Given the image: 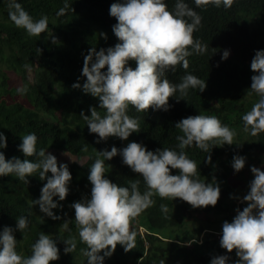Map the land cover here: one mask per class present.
<instances>
[{"label":"trees","instance_id":"1","mask_svg":"<svg viewBox=\"0 0 264 264\" xmlns=\"http://www.w3.org/2000/svg\"><path fill=\"white\" fill-rule=\"evenodd\" d=\"M18 2L34 19L47 16L49 26L41 36H29L9 18V0H0V131L7 137V148L0 151H4L7 159H36L26 157L18 147L23 135L35 133L38 150L73 154L84 161L68 166L72 180L65 200L54 197L61 205L53 210L60 217L56 220L42 213L39 205L29 206L31 200L40 197L46 180H41L38 174L29 176L28 183L11 174L0 176V231L5 226L15 230L17 251L21 255L31 254V245L43 232L56 238L60 249V258L50 264H87L82 251L86 245L79 241L71 205L90 198L92 185L88 176L99 151L111 150L113 146L122 149L133 141L149 150L176 148V136L181 133L175 124L187 116L203 114L216 116L230 129L240 132L234 144L215 146L210 153L194 146L185 149L196 161L200 178L212 182L215 177L219 183L221 195L217 204L193 207L180 198L168 200L154 196L155 204L131 223L130 227L137 233L135 248L126 252L118 244L114 253L105 257L104 264H210L218 255H228L229 264H234L238 259L235 250L229 253L217 239H210L214 232L204 233L215 230L206 224L210 216H225L230 221L237 209L246 207L239 203L241 196L232 184L233 157L244 156V168L255 164L264 168V132L250 135L244 130L242 120L258 100L248 91L255 74L251 61L257 50H264V0H234L230 8L212 5L197 8L192 0H186L202 17L194 38L208 45V50L204 55L188 57L187 70L178 65L166 76L170 82L179 83L190 72L205 80L206 88L202 92L189 89L180 100L170 97L171 107L167 111L150 107L137 112L130 107L129 115L138 118L140 131L132 133L127 140L110 136L99 142L97 134L89 132L81 116V113L90 115L92 107L103 114L99 99L73 85H82L86 80L82 68L89 49L94 47L99 51L119 42L113 32L117 20L109 12L117 0H67V8L65 0ZM166 2L169 9L174 8L175 0ZM224 50L230 51L227 59H222ZM130 65L134 68L135 61H130ZM5 66L21 75V84L12 80ZM18 88L27 91L21 94ZM85 145L87 151L83 150ZM105 163L106 176L114 183L126 186L129 181L139 180L140 190H145L143 178L125 165L120 155ZM178 171L174 169L172 173ZM161 204L167 205V214L161 211ZM19 216L28 217L29 227L24 232L16 230ZM198 220L199 227L189 226ZM72 238L76 239L77 247L74 252L65 253L67 245L63 240Z\"/></svg>","mask_w":264,"mask_h":264},{"label":"clouds","instance_id":"2","mask_svg":"<svg viewBox=\"0 0 264 264\" xmlns=\"http://www.w3.org/2000/svg\"><path fill=\"white\" fill-rule=\"evenodd\" d=\"M192 2L197 8L209 5L230 8L234 0ZM109 12L117 20L113 32L119 42L99 51L94 47L89 49L82 68L86 80L82 85H73L97 97L100 109L104 110L102 114L92 107L90 115L81 113L89 132L97 134V142L110 136L127 140L132 133L140 131L138 118L129 115L130 107L137 112H145L150 107L167 111L171 107L170 97L180 100L187 96L189 89L202 92L207 86L205 80L190 72H186L179 83L170 82L166 76L178 65L187 70L188 57L204 55L208 50V45L194 38L202 17L189 7L186 0H175L172 9L166 0H117L111 4ZM9 18L29 36H41L49 26L47 16L34 19L18 0H9ZM52 39L56 42L55 37ZM229 55L230 51L224 50L222 59ZM130 61H135L134 68ZM250 67L255 74L251 77L248 92L254 93L258 100L242 120L244 130L255 136L264 132V50L256 51ZM17 91L23 94L27 89L18 88ZM175 127L181 133L176 136V148L149 150L144 144L133 141L122 149L113 146L111 150L99 151L88 176L92 185L90 198L71 205L75 210L79 241L86 245L82 251L87 264H104L105 257L111 256L118 244L126 252L135 248L137 233L130 227L131 223L155 204L154 196L168 200L180 198L193 207L217 204L221 195L219 183L215 177L212 182L201 179L196 161L188 156L185 149L194 146L210 153L215 146L234 144L237 133L218 117L203 114L182 118ZM21 139L19 149L26 157L36 159H7L4 151H0V176L11 174L28 183L29 176L38 174L46 183L41 188L40 197L31 200L29 206L39 205L42 213L53 220L59 219L53 210L61 205L54 197L59 201L66 199L72 173L66 163L58 164L54 154L37 149L35 133L23 135ZM5 148L7 137L0 131V149ZM83 150L87 151V145ZM117 155L143 178V192L139 188V180L129 181L125 186L106 176L105 162ZM208 162H211L210 155ZM245 164L244 156L233 157L232 167L236 172ZM174 169L179 170L178 174L172 173ZM251 171L254 178L242 198L247 206L243 210L237 209L233 220L222 225L220 246L229 253L235 250L238 259L234 264H264V170L253 166ZM160 207L163 213H168L167 205L161 204ZM28 227V217L19 216L16 230L24 232ZM14 231L10 226L0 231V264H50V261L60 258L57 239L43 232L31 245V254L21 255L17 251ZM63 241L67 245L65 253L75 251V238ZM229 259L228 255L214 256L210 264H229Z\"/></svg>","mask_w":264,"mask_h":264},{"label":"rangeland","instance_id":"3","mask_svg":"<svg viewBox=\"0 0 264 264\" xmlns=\"http://www.w3.org/2000/svg\"><path fill=\"white\" fill-rule=\"evenodd\" d=\"M4 69L7 71L8 75L12 78V80H14L16 82L17 85L22 83V78L21 75L16 73L14 70H10L8 69L6 66L4 67ZM34 74H31V76H33ZM235 130V129H233ZM235 132L237 133L235 140L238 139L240 132L235 130ZM52 154H54L57 157V160L59 163H66L68 166L73 165L74 163L77 162H83L84 160H80L77 158V156L73 155V154H63V153H55L52 152ZM255 167H258L256 164L253 165ZM253 166H249L248 168H243L242 170H240L239 172H236L235 170L233 171V175H232V184L238 189V193L241 196V200L239 201V203L245 204V206H247V202L243 201V196L247 194V192L249 191V184L251 182V180L254 178V174L251 171V168ZM261 168V170H264V168L262 167H258ZM210 221L207 222L206 224L210 227V228H214L215 230H207L205 231L204 234H209L208 232H214L215 235L210 236V239L215 240L217 239V243L220 244V236L222 235V225L225 221L231 222L233 220H226L225 216H210ZM203 219V216H202ZM201 220V219H200ZM200 221H194L191 222L189 224V226L191 228H197L200 226ZM207 232V233H206ZM205 235L202 236V238Z\"/></svg>","mask_w":264,"mask_h":264}]
</instances>
